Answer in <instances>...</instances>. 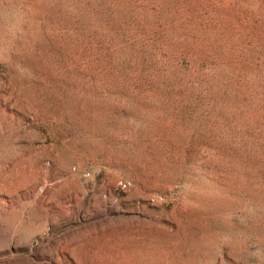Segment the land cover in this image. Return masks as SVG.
I'll return each instance as SVG.
<instances>
[{
    "label": "rangeland",
    "instance_id": "374dc122",
    "mask_svg": "<svg viewBox=\"0 0 264 264\" xmlns=\"http://www.w3.org/2000/svg\"><path fill=\"white\" fill-rule=\"evenodd\" d=\"M0 264H264V0H0Z\"/></svg>",
    "mask_w": 264,
    "mask_h": 264
}]
</instances>
